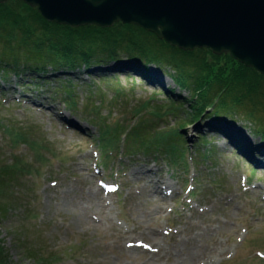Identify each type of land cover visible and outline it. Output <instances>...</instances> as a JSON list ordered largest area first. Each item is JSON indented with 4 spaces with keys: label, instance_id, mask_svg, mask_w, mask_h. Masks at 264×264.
<instances>
[{
    "label": "rangeland",
    "instance_id": "374dc122",
    "mask_svg": "<svg viewBox=\"0 0 264 264\" xmlns=\"http://www.w3.org/2000/svg\"><path fill=\"white\" fill-rule=\"evenodd\" d=\"M197 49L210 76L250 77L251 91L264 90L263 75ZM90 66L94 73L80 66L0 78V263L264 264V167L253 164H264L255 127L264 115L215 119L209 110L180 130L190 93L177 88L170 67L150 63L141 77L109 63ZM65 91L73 107L63 106ZM168 99L181 105L176 116ZM140 123L163 140L182 133L184 175L157 151L135 145L125 155L119 126ZM230 130L256 143L236 146ZM204 149L211 151L199 158ZM14 165L9 174L5 166Z\"/></svg>",
    "mask_w": 264,
    "mask_h": 264
},
{
    "label": "trees",
    "instance_id": "16d2710c",
    "mask_svg": "<svg viewBox=\"0 0 264 264\" xmlns=\"http://www.w3.org/2000/svg\"><path fill=\"white\" fill-rule=\"evenodd\" d=\"M203 51L206 53V50ZM208 53L213 56L211 52ZM204 55L200 49L191 52L172 47L154 34L135 25L116 23L108 28L93 25L73 28L46 21L35 8L21 1L10 0L0 3V78L22 72L43 77L47 73L53 75L61 69L63 73L74 71L82 64L88 66L117 63L125 58L124 61H134L145 69L148 64L153 63L160 67L168 66L174 71L171 78L175 85L181 91L190 93V99L187 101L190 112L185 114L186 120L177 126L180 130L204 117L207 118L206 113L209 110L213 111L211 114L215 119L233 117L236 112L244 113L243 115L250 121L261 119L259 115L260 113L264 115V112H260L258 108L264 110V102L260 100L264 97V90H257L253 86L251 91L250 77L235 82L234 79L222 80L220 76H210L209 64H204V67L199 66ZM221 56L230 58L228 54ZM245 70H250L252 74L257 73L253 68L245 67ZM191 71L194 72L190 73ZM141 74L145 75L144 72ZM65 92L67 97L64 105L73 107L72 97L68 95V91ZM245 96L249 107L243 104L245 101L241 102L242 97ZM170 103L171 106L167 108L170 109L169 114L176 116V110L180 109L181 105L171 101ZM158 114L161 119L159 111ZM255 127L264 140V126L260 124ZM119 128V135H124L126 139L124 153L127 156L134 154L130 149L137 145L143 148V153L159 152L158 156H166L171 166L180 167L183 171L187 170V157L183 153L184 142L181 141L182 133L170 137L167 135L166 141L159 139L161 137L156 128L149 135H145V129L151 127L141 126V123L128 129L123 126ZM111 139L117 141L118 134H111ZM22 144L27 146L28 143ZM109 145L107 144L108 147ZM210 151L211 149H204L202 153L198 152V157ZM5 167L9 174L15 169V165L12 168ZM4 174L6 175L7 171Z\"/></svg>",
    "mask_w": 264,
    "mask_h": 264
},
{
    "label": "water",
    "instance_id": "95a60500",
    "mask_svg": "<svg viewBox=\"0 0 264 264\" xmlns=\"http://www.w3.org/2000/svg\"><path fill=\"white\" fill-rule=\"evenodd\" d=\"M18 1L48 22L73 28L131 24L184 51L228 54L264 76V0Z\"/></svg>",
    "mask_w": 264,
    "mask_h": 264
},
{
    "label": "bare ground",
    "instance_id": "6f19581e",
    "mask_svg": "<svg viewBox=\"0 0 264 264\" xmlns=\"http://www.w3.org/2000/svg\"><path fill=\"white\" fill-rule=\"evenodd\" d=\"M100 66V65H99ZM86 68L88 69V67L86 66ZM89 69H91V68H89ZM128 69H130V70H134V69H141V67H139V66H129L128 67ZM92 70V73H94L93 71V69H91ZM140 72H142V70H140ZM92 73H89V74H92ZM163 78V77H162ZM229 129V128H228ZM236 132L234 131V130H230L229 132H228V134H227V138L229 139V142L230 143H238V144H240L243 148L245 147H248V145H250V144H255L256 142H251L249 139H248V137L247 136H245L244 134L243 135H238L237 133L235 134ZM245 152L247 153L248 151L247 150H245ZM262 163H261V160L260 159H257V160H255V165L257 166V168H260V166H262V167H264V164L263 165H261Z\"/></svg>",
    "mask_w": 264,
    "mask_h": 264
}]
</instances>
